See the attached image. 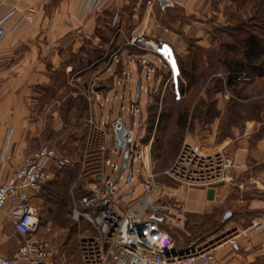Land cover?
<instances>
[{"label":"rangeland","instance_id":"rangeland-1","mask_svg":"<svg viewBox=\"0 0 264 264\" xmlns=\"http://www.w3.org/2000/svg\"><path fill=\"white\" fill-rule=\"evenodd\" d=\"M218 2H223L222 9L211 17L199 15L203 18L200 21L187 18L179 7V2L162 11L157 7V0L151 7L136 0H112L95 13L100 20L98 31L103 30V17L107 16L105 22L115 36L116 53L119 49L132 54H145L130 44L135 35H143L146 39L165 43L174 62L177 56L184 71L195 68L193 82L180 79L183 89H187L182 97L177 95V83L180 78L178 70L171 78L168 67L160 63L153 54H147L152 64L149 68H144L135 61V67L131 64L129 68L121 71L115 69L114 77L118 82H122L118 84L116 81L115 88L109 92L108 97L117 99L114 104H106L104 116L112 110V105L113 120L118 118L119 111L122 112L126 132H131L134 140H137V151L135 162L130 164L132 181L129 185L126 184L128 171L120 175L122 156L116 148L112 149L109 160L113 164L116 163L119 169L112 173L108 167L106 178H109L112 184L120 175V181L113 190V197L119 204L126 206L145 193L142 181L148 171L156 175V189L153 195L158 200L153 204L155 218L159 220L160 228L173 241L175 251L185 250L212 236H215V240L229 236L236 238L235 245L227 243L217 250V255L225 264H255L248 259L246 253L255 232H251L253 224L247 220L249 213L245 208L227 221H224V214L200 217L187 215L181 207L180 186L163 175L174 163L184 144L198 148L203 155H210L215 151V145L224 139H234L243 134L245 128L251 126L250 123L254 122L253 128H258L257 132L264 128L261 125L264 122V76L249 82H240L233 89L226 86L227 73L222 66V60L227 56L223 46L236 45L234 40L241 38L244 31L237 29L243 24L247 25L251 17L259 15L260 18V13L264 15V0H237V4L230 5L228 9L224 8L225 0ZM114 16L118 17L116 25L111 22ZM260 19H256L257 24L263 23ZM201 40L206 41L207 47L200 44ZM228 57L233 58L231 55ZM106 67L99 68L98 78L107 71ZM148 73L150 80L147 81ZM65 78L67 77L60 72L55 85L50 88L51 91L58 89L60 96L77 91L78 99H81L64 100L59 106L62 112L58 117L30 118L38 124L36 132L30 135V144L35 149L52 146L58 153L66 154L75 162L82 149L85 125L90 114V88H86V83L78 85L70 79L72 76ZM110 81L113 82L112 77L108 80L102 79L98 83V88L103 93L100 92V102ZM138 85L140 94L136 104L134 99ZM130 97L133 101H130ZM180 99L181 101H178ZM41 103L46 104V101ZM66 108L73 110L67 115ZM179 108H188L183 129L176 125L175 113ZM96 111L99 115V111ZM141 120L145 124L147 120L146 133L145 129L140 128ZM257 123H260L258 127ZM0 128L3 133L0 154L7 158L11 152L14 131L9 135V128L13 127L5 121H0ZM149 145L147 171L140 162L138 151L141 146ZM2 166L4 165H0ZM52 175L43 186V192L32 202L39 215L35 239L47 241L52 246L54 255L51 264H81L80 240L86 235H92L93 231L86 223H73L70 213L73 201L85 194L87 185L78 180L77 166L54 170ZM129 189L132 193L126 195ZM188 199L195 200L198 206L202 198L200 193L192 190L187 194ZM239 215L241 219H246L242 225L237 222ZM1 218L3 223L0 229V251L12 256L22 238L12 231L11 224L4 214H1Z\"/></svg>","mask_w":264,"mask_h":264},{"label":"crops","instance_id":"crops-1","mask_svg":"<svg viewBox=\"0 0 264 264\" xmlns=\"http://www.w3.org/2000/svg\"><path fill=\"white\" fill-rule=\"evenodd\" d=\"M87 1H2L0 18L4 20L7 34L0 43V121L10 124L14 128V134L11 138L10 155L4 162H1L0 154V165H4L0 167V183L5 182L10 173L19 167L24 156L37 150L30 144V135L36 132L38 124L30 118L58 117L62 112L59 106L64 100L77 101L79 97L77 91H72L66 96H60L58 89L51 91L50 88L55 85L60 72L67 77L65 79L72 76L70 79L78 85L86 83V88L92 89L98 96L101 92L98 88L99 81L112 77L113 82L110 81L107 84L104 95L101 97L102 102L91 103L89 109L98 122L113 125L122 119V112L119 111L118 118L113 120L114 105L106 116H104V110L106 104H114L117 99V97L116 99L108 97L118 80L114 77L115 69L124 70L135 61L145 62L144 68L151 63L147 54H132L119 49L116 53L114 51L115 36L109 31L108 24L105 22L107 16L103 17V30L98 31L100 20L95 14L98 10L85 13ZM169 1L172 4L179 2L184 15L197 21L203 19L199 15H206V17L216 15L222 9L224 2H218V0ZM236 1L225 0L224 8L228 9L230 5L237 4ZM157 7L162 11L172 8L162 9L159 4ZM25 18H29V21L26 22ZM205 43L204 40L200 41L201 45L207 47ZM165 53L169 61L171 60L168 70L171 75H174L177 73V68L168 47L165 48ZM101 66H107V71L98 78L97 72ZM121 82L119 81L118 84ZM136 93L140 94L139 85ZM105 98L107 102H104ZM131 99L130 97V101ZM44 100L46 104L41 103ZM134 100L135 103L138 102L136 96ZM72 110V108H66L67 115ZM96 110L99 111V115ZM250 125L238 137L224 139L213 147L214 152L221 151L229 161L230 168L225 182L206 189L179 188L184 213L194 217L224 214V221H227L245 208L249 213L247 220L251 221V224L264 217V128L260 137L256 138L258 128H253L254 122ZM259 125L260 123H257V127ZM261 125L264 127V122ZM145 127V123L141 120L140 128L145 129ZM246 136H249V139ZM2 137L1 129L0 144ZM64 156L68 157L66 154ZM54 170L52 168L51 172ZM52 176L51 173V178ZM192 190L201 194L202 199L198 206L195 200H187V194ZM8 210L6 207L5 211ZM5 218L9 222L6 216ZM237 218L239 225L246 221L244 218L241 219L240 215ZM2 223L0 215V229H2ZM11 229L14 232L12 226ZM261 236L255 233L246 249L248 259L255 264H264Z\"/></svg>","mask_w":264,"mask_h":264},{"label":"built area","instance_id":"built-area-1","mask_svg":"<svg viewBox=\"0 0 264 264\" xmlns=\"http://www.w3.org/2000/svg\"><path fill=\"white\" fill-rule=\"evenodd\" d=\"M2 1L0 0V9ZM110 1L112 0H88L84 12L101 9ZM136 1L151 7L156 0ZM25 19L26 22L29 21V18ZM111 22L116 25L118 17L114 16ZM6 34L4 20L0 18V43ZM130 44L145 54H153L160 63L170 67L169 57L165 53L166 46L162 41L135 35ZM138 63L143 66L145 62ZM151 65L150 63L148 68ZM146 79L150 80L149 73L146 74ZM89 92L90 105L98 102L99 96L91 89ZM104 102H107L106 98ZM89 112L82 149L75 162L58 153L54 147L43 146L24 156L19 167L10 173L5 182L0 183V215L5 214L14 232L22 238L12 256H5L0 251V264H51L54 255L52 246L47 241L35 239L39 215L32 202L50 180L52 168L64 170L73 166H77L78 180L84 182L87 188L85 194L73 201L70 219L75 224H88L93 231L92 235H86L80 240L81 264H225L217 255V250L227 243L235 245L236 238L226 236L215 240V236H212L185 250L175 251L173 241L160 228L153 207L158 200L153 195L156 175L148 171L150 145L141 146L138 151L140 162L148 171L142 181L145 193L126 206L115 201V185L106 178V172L108 167L112 173L119 169L116 163L110 162L109 155L116 148L114 130L120 129V123L119 120L113 125L98 122L90 109ZM13 131V128H9V135ZM126 136L128 135H123L125 140L128 139ZM246 138L249 139V136ZM136 144L137 140L133 136L123 151L116 148L122 157L124 151H128L129 170L130 164L136 159ZM4 161L5 156H2L1 162ZM229 168V161L221 151L203 155L198 148L184 144L174 163L163 175L186 189H206L225 182ZM120 175L117 178L119 181ZM6 207L8 211H5ZM250 229L251 232L262 235L261 250L264 251V217L258 219Z\"/></svg>","mask_w":264,"mask_h":264},{"label":"trees","instance_id":"trees-1","mask_svg":"<svg viewBox=\"0 0 264 264\" xmlns=\"http://www.w3.org/2000/svg\"><path fill=\"white\" fill-rule=\"evenodd\" d=\"M262 15L263 13H260L261 19L259 18V15L251 17L248 20L247 25L243 24L237 29V31H244L241 38L234 40L236 41V45L223 46V51L227 54L226 58L222 60V66L227 73V87L235 89L240 82H249L253 79H259L264 76V15ZM256 19H260V22L263 23L257 24ZM228 55H231L233 58L228 57ZM175 62L180 76L177 83V95L182 97L187 89H183V84L180 79L189 81V83L193 82L195 80V68L186 72L182 68L177 56H175ZM233 92L235 91L233 90ZM178 101H181V99ZM175 114L177 117L176 125L180 127V129H183L187 120L188 108H179ZM146 125L147 120L145 126ZM262 131L263 129L258 132L255 137L259 138ZM141 142H143V140ZM171 142L170 139V143ZM41 192H43V188Z\"/></svg>","mask_w":264,"mask_h":264},{"label":"water","instance_id":"water-1","mask_svg":"<svg viewBox=\"0 0 264 264\" xmlns=\"http://www.w3.org/2000/svg\"><path fill=\"white\" fill-rule=\"evenodd\" d=\"M158 4H159L160 8H162V9L172 6V3L169 0H159ZM136 99H138V94L136 95ZM119 123H120V129H115L114 130V136H115V141H116V148L119 151H123L124 146L126 145V143H130L132 141L133 134L131 132H126L123 119H120ZM126 134L128 135V139L127 140H125L123 138V135H126ZM128 158H129L128 151H124L123 157H122V165H121L120 174H122L124 171H128V177H127L126 183H129L131 178H132L131 170H129V168L127 166ZM118 183H119V180L116 179L113 184L116 185ZM128 194H131V190L130 189L127 192L126 195H128Z\"/></svg>","mask_w":264,"mask_h":264}]
</instances>
